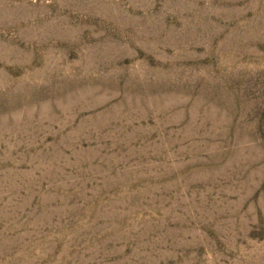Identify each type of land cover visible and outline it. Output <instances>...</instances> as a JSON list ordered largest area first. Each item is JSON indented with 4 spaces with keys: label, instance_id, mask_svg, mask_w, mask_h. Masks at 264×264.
I'll return each instance as SVG.
<instances>
[{
    "label": "rangeland",
    "instance_id": "obj_1",
    "mask_svg": "<svg viewBox=\"0 0 264 264\" xmlns=\"http://www.w3.org/2000/svg\"><path fill=\"white\" fill-rule=\"evenodd\" d=\"M0 264H264V0H0Z\"/></svg>",
    "mask_w": 264,
    "mask_h": 264
}]
</instances>
